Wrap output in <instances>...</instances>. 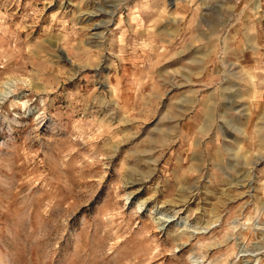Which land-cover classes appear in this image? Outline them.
Instances as JSON below:
<instances>
[{
    "label": "rangeland",
    "instance_id": "obj_1",
    "mask_svg": "<svg viewBox=\"0 0 264 264\" xmlns=\"http://www.w3.org/2000/svg\"><path fill=\"white\" fill-rule=\"evenodd\" d=\"M0 264H264V0H0Z\"/></svg>",
    "mask_w": 264,
    "mask_h": 264
}]
</instances>
